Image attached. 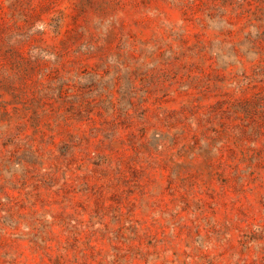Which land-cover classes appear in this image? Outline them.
<instances>
[{
    "label": "rangeland",
    "instance_id": "obj_1",
    "mask_svg": "<svg viewBox=\"0 0 264 264\" xmlns=\"http://www.w3.org/2000/svg\"><path fill=\"white\" fill-rule=\"evenodd\" d=\"M0 264H264V0H0Z\"/></svg>",
    "mask_w": 264,
    "mask_h": 264
}]
</instances>
